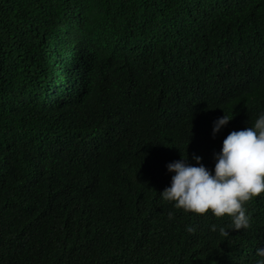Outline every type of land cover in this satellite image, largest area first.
Wrapping results in <instances>:
<instances>
[{
    "label": "trees",
    "instance_id": "1",
    "mask_svg": "<svg viewBox=\"0 0 264 264\" xmlns=\"http://www.w3.org/2000/svg\"><path fill=\"white\" fill-rule=\"evenodd\" d=\"M261 111L264 0H0V264H254L158 193Z\"/></svg>",
    "mask_w": 264,
    "mask_h": 264
},
{
    "label": "clouds",
    "instance_id": "2",
    "mask_svg": "<svg viewBox=\"0 0 264 264\" xmlns=\"http://www.w3.org/2000/svg\"><path fill=\"white\" fill-rule=\"evenodd\" d=\"M225 114L212 122L215 134L230 120ZM194 164L187 163V156L165 165L172 173L169 184L158 194L161 200L173 207L193 214L208 213L213 217H227L229 225H209L210 231L228 235V229L241 230L250 226L246 202L264 192V111L251 126L230 131L221 141L218 152L213 153L211 169L193 154ZM172 219V213L168 214ZM188 232L191 227L186 226ZM254 264H264V248L255 249Z\"/></svg>",
    "mask_w": 264,
    "mask_h": 264
}]
</instances>
